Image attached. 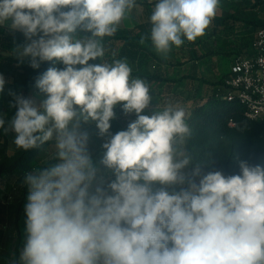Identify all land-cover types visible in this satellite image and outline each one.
I'll use <instances>...</instances> for the list:
<instances>
[{"label": "clouds", "instance_id": "1", "mask_svg": "<svg viewBox=\"0 0 264 264\" xmlns=\"http://www.w3.org/2000/svg\"><path fill=\"white\" fill-rule=\"evenodd\" d=\"M135 6L136 0H0V25L11 21L27 41L18 58L33 69L44 61L64 65L36 80L38 102L9 90L17 110L9 128L0 118L16 148H53L48 162L25 174L26 242L14 264H264V165L241 160L240 174L202 175L204 161L187 146L185 110L169 104L141 114L152 100L147 82L132 78L126 59L102 62L103 38ZM218 6L219 0H157L150 16L155 50L167 55L183 38L203 36ZM5 84L0 75V92ZM116 105L137 119L103 144L100 164L115 177L105 186L80 125L95 121L99 134H108Z\"/></svg>", "mask_w": 264, "mask_h": 264}, {"label": "crops", "instance_id": "2", "mask_svg": "<svg viewBox=\"0 0 264 264\" xmlns=\"http://www.w3.org/2000/svg\"><path fill=\"white\" fill-rule=\"evenodd\" d=\"M156 2L157 0H151V3L149 0H136V6L121 21L123 25H119L114 35L108 36L110 37L108 40L113 43L110 56H104L110 59L108 63L117 59L119 49L125 44L123 37L129 40V44L132 43L137 47L136 39L140 27L150 23V16ZM215 17H231L232 19L226 27L216 26L212 21L205 30V34L195 41L190 42L182 37L184 43L180 47L172 46L167 55L156 51L157 57H154L140 52L135 58L126 59L132 68V78L146 81L150 87L152 99H156L155 104H152V100L150 101L144 113H149L151 116L156 110H162L166 105L171 104L185 110V122L187 123L200 103L214 94L223 95L224 87L221 81L227 75L233 57L250 54V40L255 27L264 22V0H219ZM10 23L11 21H8L0 25V28L11 30ZM106 37L103 40L106 41ZM145 40L144 38V44L147 45ZM13 43L20 45L22 41L18 38V41ZM5 44L10 43L4 42L1 48L3 54L0 52L2 56L0 75L4 77L7 88L12 81L9 77L13 67H18L19 62L24 59L13 65L11 59L4 56L5 49H7ZM100 62L99 58L89 61L90 64ZM79 67L81 66L78 65ZM151 76L155 78H148ZM114 113V118L110 120V137L119 131L127 130L128 125L137 119L135 112L122 114L121 105L114 107ZM103 137L100 135V138H97L96 146L102 145ZM187 169L188 167L184 169L186 173ZM101 170L97 175L107 174L105 169L102 170L104 173Z\"/></svg>", "mask_w": 264, "mask_h": 264}, {"label": "trees", "instance_id": "3", "mask_svg": "<svg viewBox=\"0 0 264 264\" xmlns=\"http://www.w3.org/2000/svg\"><path fill=\"white\" fill-rule=\"evenodd\" d=\"M231 19V17H214L212 21L216 26L222 25L226 27ZM261 25H264V22H261L255 28ZM151 27V23H147L140 27V32L136 39L137 47L132 43L129 44V40L123 37L125 44L119 49L116 55L117 59L135 58L136 54H140V52L141 54L144 53L157 57L156 50L150 38ZM78 35L83 36L86 35V33H78ZM106 38V41L103 40V45L107 47L106 56H110L113 43L109 41L110 37L107 36ZM142 38L146 39L147 45L140 43ZM11 41H18L17 35L12 34L10 30L0 28V52L3 43H10ZM1 62L2 56H0V65ZM53 66L59 69L64 68L62 62L59 61H44L38 69H33L30 66L29 60L20 62L17 67L20 70L19 76L17 77V79H19V85L17 86L19 87V94L23 95L24 93L39 90L36 87V80L49 67ZM224 77L221 81L222 85ZM148 78H155V76ZM9 90H11V86L5 87L0 105L6 104L7 107H11L13 97L9 95ZM221 96L222 95L214 94L200 103L187 122L192 132L187 146L189 151L192 152L197 159L204 161V163L201 164L202 174L215 171H220L225 176L240 174L239 162L241 160L246 161L249 165H264V124L246 118L244 115V107L238 101H226L222 99ZM121 113L125 114L122 106ZM84 130H88L87 149L91 158L93 159V157H95L96 160L100 161L103 157L101 156L103 146L100 148L95 145L97 138H100L97 126L80 129L82 132H84ZM48 148L49 145H45L39 149L21 151L19 155L10 157L7 155V143L6 139H4L0 152L2 159L0 162V174L17 173L19 177H22V179L18 181L23 191L21 200L23 196H25V190L27 188L23 182L25 174L28 172L27 165L30 161H41L48 158ZM195 166L194 161L192 165L188 166L187 173L190 174ZM102 167L104 166L102 165ZM195 179L197 182L200 177H196ZM184 187H187V185ZM24 216H26L24 205L21 203L15 205L11 213V224L16 235L14 254L11 260L12 264L18 260L21 247L23 243L26 242V239L24 240L26 232L24 234L22 228L23 224H25V220H23Z\"/></svg>", "mask_w": 264, "mask_h": 264}, {"label": "rangeland", "instance_id": "4", "mask_svg": "<svg viewBox=\"0 0 264 264\" xmlns=\"http://www.w3.org/2000/svg\"><path fill=\"white\" fill-rule=\"evenodd\" d=\"M120 25H123L122 22L120 23ZM10 32H12V34L18 35L17 36V40L18 38L20 39V41H22V44L19 45V43H13V41L10 42V44H5V47L7 49H5V55L7 56L9 59H11V61L13 62V65L15 63H18L19 61H22L24 59L28 60V58H23L22 60L20 58H18V56L16 55V50L18 47H22L27 41L26 38L24 37L23 33L20 31H14V30H10ZM17 44V45H16ZM105 47V55L106 56V52H107V47ZM3 54V53H2ZM237 57V56H236ZM236 57H233L232 59V63L234 61V59ZM110 59H106L104 57L103 62L106 61L108 62ZM20 64V62H19ZM78 67V65H77ZM16 66L13 67L12 72L14 73H10V77L12 79L11 81V90L14 91L15 93L19 94V87H17L19 85V79H17V77L19 76V69ZM16 70V71H15ZM9 85V84H8ZM3 95H4V91L0 92V100L3 99ZM24 97H28V98H33L34 100H36L37 102L42 99L43 97L41 96V94L38 92L31 91L30 93H24L23 94ZM156 99L153 100L152 99V104H155ZM4 103V102H3ZM16 108L11 106V107H7L6 104H1L0 105V118H3L5 120V125L4 128H9L10 125V121L12 120V118L14 117L15 113H16ZM145 115H149V113H142ZM126 119V118H124ZM132 119V118H131ZM133 120V119H132ZM124 122H126V120H124ZM130 122V119H129ZM96 122L95 121H89V122H81L80 125V129H84V127H91V126H95ZM4 128H0L1 133H0V152H1V147H2V143L4 142V139H6V143H7V155L10 157H15L17 155H19V152L23 151L21 149L16 148V146L14 145V134L11 132V130H9L8 132L4 131ZM88 130H84V132H87ZM110 130L108 132V134L104 135L103 137V142L102 145L104 143H106L111 137H110ZM102 145H100L99 147L102 148ZM53 152V148L49 146L48 148V153L49 156L48 158L44 159V160H39V161H30L29 164L27 165V171H31L33 167H37V166H42L44 165L46 162H48L51 158ZM105 150L102 148L101 150V156H103ZM2 161L1 159V154H0V162ZM93 164L99 169V171L103 169V167H101L102 165L100 164V161L96 160L95 157H93L92 159ZM101 170V171H102ZM98 171V172H99ZM102 171V173H104ZM106 171V175L98 176L99 178H103V180L105 181V186L107 183L111 182L115 177L114 175H112L108 170ZM98 174V173H97ZM22 179V177H19V175H17V173H12V174H0V264H12L11 260L13 258V254H14V247H15V231L12 228V224H11V213L14 210L15 205L21 203L22 205H26L27 203V195H28V190L26 188V192H25V196H23V199L21 200V194H22V186H19L18 181ZM172 189H169V191H171ZM176 190H179V187L176 188ZM27 217L24 216L23 220H25L26 222ZM23 233L25 234V228H26V223L23 224ZM26 239V234L24 236V240ZM24 245V243H23ZM23 247V246H22ZM21 247V250H22Z\"/></svg>", "mask_w": 264, "mask_h": 264}, {"label": "built area", "instance_id": "5", "mask_svg": "<svg viewBox=\"0 0 264 264\" xmlns=\"http://www.w3.org/2000/svg\"><path fill=\"white\" fill-rule=\"evenodd\" d=\"M226 101H238L246 118L264 124V25L253 32L250 54L237 56L223 81Z\"/></svg>", "mask_w": 264, "mask_h": 264}]
</instances>
